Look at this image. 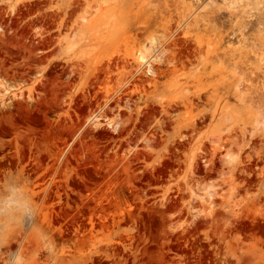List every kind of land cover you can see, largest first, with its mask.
<instances>
[{"label": "rangeland", "instance_id": "obj_1", "mask_svg": "<svg viewBox=\"0 0 264 264\" xmlns=\"http://www.w3.org/2000/svg\"><path fill=\"white\" fill-rule=\"evenodd\" d=\"M20 181L53 264H264V0H0V188Z\"/></svg>", "mask_w": 264, "mask_h": 264}, {"label": "clouds", "instance_id": "obj_2", "mask_svg": "<svg viewBox=\"0 0 264 264\" xmlns=\"http://www.w3.org/2000/svg\"><path fill=\"white\" fill-rule=\"evenodd\" d=\"M39 212L40 205L25 182H9L0 188V264H32L26 243L38 245L44 264L57 260L55 240L44 225L36 222Z\"/></svg>", "mask_w": 264, "mask_h": 264}, {"label": "bare ground", "instance_id": "obj_3", "mask_svg": "<svg viewBox=\"0 0 264 264\" xmlns=\"http://www.w3.org/2000/svg\"><path fill=\"white\" fill-rule=\"evenodd\" d=\"M158 46H159V44H158L157 39L155 37H150L148 44L144 47V50L137 53L138 54L136 56L137 71L140 69H144V72L146 74H153L155 72V66L153 65V62L154 61H160L159 55L161 54L162 50H160L158 52V54H156V55H154L152 53H155L159 49ZM104 118L105 117H103L101 114H94L90 118L89 122H91L92 124L103 123ZM107 123L110 126H112L114 129H116L118 126V123L112 122L111 120L108 121ZM228 158H229V156H228ZM197 188L198 187H195L192 185L189 186L190 195L192 196V198L196 197V198H200V199H207L208 191L206 190L204 192V194H200V193H198Z\"/></svg>", "mask_w": 264, "mask_h": 264}]
</instances>
